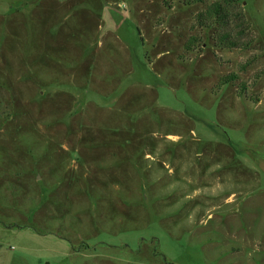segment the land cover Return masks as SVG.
<instances>
[{
    "label": "rangeland",
    "instance_id": "1",
    "mask_svg": "<svg viewBox=\"0 0 264 264\" xmlns=\"http://www.w3.org/2000/svg\"><path fill=\"white\" fill-rule=\"evenodd\" d=\"M192 1L0 0V264H264V0Z\"/></svg>",
    "mask_w": 264,
    "mask_h": 264
},
{
    "label": "trees",
    "instance_id": "2",
    "mask_svg": "<svg viewBox=\"0 0 264 264\" xmlns=\"http://www.w3.org/2000/svg\"><path fill=\"white\" fill-rule=\"evenodd\" d=\"M201 0H194L191 3L200 2ZM190 3V5H191ZM232 13L228 11V9L225 7V3L222 4L220 1H215L211 3L205 11L199 12L196 17L195 21L198 26L209 28L214 26H221V25H227L231 21ZM237 16V15H236ZM231 23V22H230ZM243 34V33H240ZM191 43L196 42L195 38L190 39ZM217 42L221 44L226 49H234V48H244L248 46V42H244L243 44H238V41L234 38H231L230 33L223 32L221 35H219ZM216 43V42H215ZM218 43L215 45L218 46ZM235 78V75H228L224 80L223 84L229 83V80H232Z\"/></svg>",
    "mask_w": 264,
    "mask_h": 264
},
{
    "label": "water",
    "instance_id": "3",
    "mask_svg": "<svg viewBox=\"0 0 264 264\" xmlns=\"http://www.w3.org/2000/svg\"><path fill=\"white\" fill-rule=\"evenodd\" d=\"M41 264H50L49 262H46V261H44V262H42Z\"/></svg>",
    "mask_w": 264,
    "mask_h": 264
}]
</instances>
